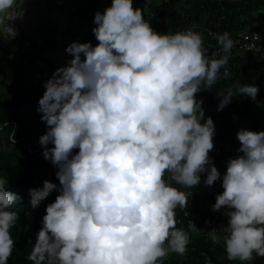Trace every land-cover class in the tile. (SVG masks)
<instances>
[{
	"label": "clouds",
	"instance_id": "9594fccd",
	"mask_svg": "<svg viewBox=\"0 0 264 264\" xmlns=\"http://www.w3.org/2000/svg\"><path fill=\"white\" fill-rule=\"evenodd\" d=\"M57 1L73 15L74 1ZM92 1V20L76 18L93 28L98 43L67 37L72 16L62 19L64 25L53 24L65 29L58 39L71 58L44 81L37 110L48 126L39 137L42 154L56 166L60 183L45 179L42 187L28 190L33 207L54 190L58 194L47 204L26 258L32 264H164L169 253L188 250L191 234L177 226L176 211L189 215L193 193L186 189L200 185L203 173L205 185L222 178L223 191L211 207L224 208L228 217L226 224L207 230L211 240L230 260L248 264L254 256L264 257V129H238L237 155L221 173L210 156L216 125L211 115L205 118L204 99L196 95L231 75V52L248 53L233 49L240 31L207 29L217 42L205 46L203 33L191 27L156 30L150 13L161 8L156 0ZM23 2L0 0L4 41L18 35L13 22L20 15L14 9L24 10ZM43 2L35 0L23 12L37 8L38 14L43 5L53 6ZM105 2L111 5L102 10ZM259 90L254 83L238 86L253 100ZM218 94L222 110L234 88ZM8 184V176L0 175V264H8L15 247L11 229L20 214L13 205L23 199ZM189 228L199 229L191 219Z\"/></svg>",
	"mask_w": 264,
	"mask_h": 264
},
{
	"label": "trees",
	"instance_id": "16d2710c",
	"mask_svg": "<svg viewBox=\"0 0 264 264\" xmlns=\"http://www.w3.org/2000/svg\"><path fill=\"white\" fill-rule=\"evenodd\" d=\"M55 1L57 0H47V5H53ZM69 1H74L76 5L73 13L75 17L83 21L92 20L91 14L95 15L96 12L92 0H81L80 3ZM161 1L162 8L152 7L150 10L153 14L152 26L161 33L174 32L183 27L194 28L203 33L205 46L217 42L207 34V29L218 32L227 30L231 34L244 30L246 24L264 29V0H223L220 4L217 0H169L168 3L166 0ZM158 18L161 21H158ZM80 27L82 32L89 33L85 24L80 23ZM51 37H37L36 34L28 37L24 34L11 51L3 36H0V126L11 121L18 124L14 135L17 142L14 144L8 140L9 128L5 127L0 131V175L8 176V190L23 197L18 204L13 205L20 215L17 224L11 229L16 243L8 264H32L26 257L42 227V216L46 213L47 204L54 201L58 194L54 190L38 206L33 207L28 191L31 187H42L45 179L60 183L55 175L56 166L43 156V146L39 143V137L47 131L48 126L41 120L42 113L37 109L39 99L46 91L44 81L49 77L37 83L32 82L31 73L41 72V68L34 63L35 60H26L30 55L40 59L45 47L52 44ZM212 52L209 49V54ZM19 54L27 63L17 59ZM228 66L231 68L229 77H221L211 88L202 89L196 94L198 98L204 99L202 106L205 109V118L211 115L216 125L214 148L210 150V156L214 158L221 173L226 171V161L229 157L237 155L236 149L241 143L236 135L238 130L232 122L233 116L245 119L244 127L253 130L264 129V59L258 60L257 56L249 52L244 57L231 52ZM244 82L259 85L260 90L255 100L239 93L238 86ZM229 87L234 88L235 95L222 110H217L221 100L219 90ZM6 171L8 172L5 173ZM201 175V184L186 191L193 193L188 199L189 209L204 215L215 203L217 193L222 192L223 188L222 178L213 185H205L203 179L206 173ZM220 212L227 221L225 209L221 208ZM176 218L177 226L188 228L191 240L184 254L171 252L164 264H207L209 260L213 264H247L248 261L228 259L225 248L214 243L207 229L200 223L196 224L199 228L197 230L189 228L179 211H176ZM254 260L264 264V257L254 256Z\"/></svg>",
	"mask_w": 264,
	"mask_h": 264
},
{
	"label": "rangeland",
	"instance_id": "374dc122",
	"mask_svg": "<svg viewBox=\"0 0 264 264\" xmlns=\"http://www.w3.org/2000/svg\"><path fill=\"white\" fill-rule=\"evenodd\" d=\"M34 1L35 0H24L23 2L25 3L24 10H28L29 8L27 5L32 4ZM39 3L44 4L43 0H39ZM110 5L111 3L105 2L102 10H104L107 6ZM136 6L145 8V5L142 3H137ZM40 9L41 10L38 11V14L36 13L37 12V8H36V10L33 13L30 11L31 15H29L30 14L29 12L28 13L26 11L23 12L24 11L23 9L15 8L14 11L20 15L19 17L15 18L13 22L18 29V35L14 39H6L4 37L5 42L8 43L7 45L9 46L10 50L13 51L15 45L17 44L18 39H20V37H22V35L24 34L27 35L28 37L30 35H35V34L37 37H49V35L52 36L51 37L52 44L47 45V47H45L41 55V58L39 60H37L38 58L33 55H30L28 59L25 58L27 61L30 59L37 61V63L41 68V72L31 73V80L32 82H36V83L45 77H50L53 72L52 69L65 65L67 61L71 58L69 53H67L66 51L65 52L62 51L61 43L58 39L59 32H63L65 31V29L60 24H58L56 26L57 29H55V27L53 26L55 21L57 22L59 21L60 23H62V25H64L65 23L62 22V19H64L66 22L72 16L69 21V28L66 29V33H65L67 37L75 36L78 38V41L80 42L92 41L93 44L98 43V40L96 39L92 31L93 28L87 29V32L89 33H84L80 31L81 30L80 21H78L77 18L74 15H72L70 12L65 14L62 7H60L59 1H56L52 7L47 8L46 5H43V7H40ZM64 14L66 18L65 17L63 18ZM50 16H52L53 22L50 21L51 19ZM72 33L74 34L72 35ZM20 54L22 53L20 52ZM17 59L22 61L23 63H27L26 60H22L21 55L18 56ZM244 121L245 119L238 118L236 116H233L232 118V122L237 130L241 127H244ZM29 123L30 122L28 120L27 124ZM7 172L8 171H6L5 173Z\"/></svg>",
	"mask_w": 264,
	"mask_h": 264
},
{
	"label": "built area",
	"instance_id": "2783aa9c",
	"mask_svg": "<svg viewBox=\"0 0 264 264\" xmlns=\"http://www.w3.org/2000/svg\"><path fill=\"white\" fill-rule=\"evenodd\" d=\"M112 1V0H111ZM166 3L170 2L169 0L165 1ZM155 4L162 8L163 2L161 0H156ZM159 21L161 19L159 18ZM259 33L261 38H256L253 34ZM74 41H78L75 38ZM236 44L234 45L233 49L240 55H243L244 52H250L253 55L257 56L258 60L264 59V34L261 30L254 29L249 25L246 26L245 30L239 32L238 39L236 40ZM251 46V47H250ZM11 126V132L9 134L8 140L11 143H16L17 139L14 137V131L18 128L17 122H9L4 123L2 127ZM0 128V130L2 129ZM28 151L30 152L29 145L26 146ZM177 211L180 212L181 217L185 221L187 225H189V219H191L195 224L200 223L201 226L207 230H210L214 227L218 228L221 224H226L224 216L221 214L220 210H213L212 207L202 215L200 212H195L187 209L189 215L186 216L184 214L185 210L178 208ZM248 264H259L257 261H250Z\"/></svg>",
	"mask_w": 264,
	"mask_h": 264
},
{
	"label": "crops",
	"instance_id": "0c3cea01",
	"mask_svg": "<svg viewBox=\"0 0 264 264\" xmlns=\"http://www.w3.org/2000/svg\"><path fill=\"white\" fill-rule=\"evenodd\" d=\"M17 8V7H16ZM29 8V7H28ZM59 48H60V46H59Z\"/></svg>",
	"mask_w": 264,
	"mask_h": 264
}]
</instances>
